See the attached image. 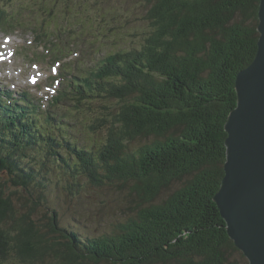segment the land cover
Listing matches in <instances>:
<instances>
[{
  "label": "trees",
  "instance_id": "1",
  "mask_svg": "<svg viewBox=\"0 0 264 264\" xmlns=\"http://www.w3.org/2000/svg\"><path fill=\"white\" fill-rule=\"evenodd\" d=\"M258 3L146 0L149 31L133 49L117 50L107 41L109 30L97 29L100 52L109 53L95 80H80L85 91L73 89L80 100L105 95L121 105L115 124L87 151L63 137L55 116L50 124L52 115L28 105V96L4 90L0 264H247L213 197L224 174V123L236 106L235 76L256 54ZM0 14L8 29L20 25L18 11ZM97 21L88 18L79 27ZM66 97L63 91L50 104L60 106ZM56 170L74 180L56 183L70 203L80 178L87 187L120 194L121 218L111 231L84 238L60 224L44 182ZM175 182L179 188L162 197Z\"/></svg>",
  "mask_w": 264,
  "mask_h": 264
},
{
  "label": "rangeland",
  "instance_id": "2",
  "mask_svg": "<svg viewBox=\"0 0 264 264\" xmlns=\"http://www.w3.org/2000/svg\"><path fill=\"white\" fill-rule=\"evenodd\" d=\"M147 8L146 0H0V9L15 10L20 15V25L11 31L5 24L9 19L5 20L0 14V22H3L0 24V57H4L8 50L14 53L11 59L0 62V101L4 90H10L16 96L26 90L42 106L44 115H52L48 118L50 124L54 123L56 117L59 132L64 138L77 143L84 150L89 148L87 146L99 145L106 129L115 124L114 115L121 105L119 99L95 97L88 103L80 100V95L73 89L67 102L60 106L53 108L50 100L55 92L66 90L70 84L63 76L66 79L79 78L82 72L109 53L100 52L103 39L98 40L93 35L102 25L109 30L110 38L107 41L115 44L117 50L143 43L149 31L146 21L148 15L145 13ZM26 9L27 13L23 14ZM73 15L77 16L76 23L69 21ZM88 18H98V21L90 27L86 25L82 31L79 24ZM36 35L42 38L36 40ZM7 36L11 40L6 45L4 38ZM52 37L63 42L53 45ZM46 43L52 51L51 57L43 46ZM2 45L7 50L3 51ZM83 57L85 59L82 61ZM76 59L79 61L74 73L70 71V64L75 63ZM68 72L72 74L68 76ZM35 73L42 76L37 80L31 79L30 76ZM92 78L95 80V76ZM3 112L0 107V121L6 117ZM22 144L25 148L29 146ZM45 176L48 204L60 214L62 226L77 229L84 238H92L111 231L115 222L121 218L123 203L115 189L100 192L87 187L86 181L80 178L78 185L81 189L76 187L72 190L75 199L72 197L74 202L70 203L69 196L57 188L56 183L72 184L74 180L63 177L57 170ZM179 186L180 182L173 183L162 197H168ZM123 196L127 197V193Z\"/></svg>",
  "mask_w": 264,
  "mask_h": 264
},
{
  "label": "water",
  "instance_id": "3",
  "mask_svg": "<svg viewBox=\"0 0 264 264\" xmlns=\"http://www.w3.org/2000/svg\"><path fill=\"white\" fill-rule=\"evenodd\" d=\"M257 19L256 54L235 78L236 106L224 123V174L213 197L247 264H264V0Z\"/></svg>",
  "mask_w": 264,
  "mask_h": 264
},
{
  "label": "bare ground",
  "instance_id": "4",
  "mask_svg": "<svg viewBox=\"0 0 264 264\" xmlns=\"http://www.w3.org/2000/svg\"><path fill=\"white\" fill-rule=\"evenodd\" d=\"M42 25H43V24H42ZM25 91H26V90H25ZM25 91H24V92H25ZM19 94H20V93H18V94H17V95H18V97H19ZM59 100H60V99H59Z\"/></svg>",
  "mask_w": 264,
  "mask_h": 264
}]
</instances>
